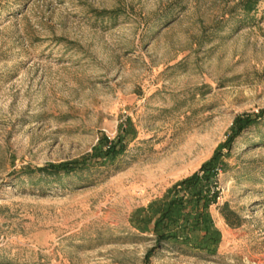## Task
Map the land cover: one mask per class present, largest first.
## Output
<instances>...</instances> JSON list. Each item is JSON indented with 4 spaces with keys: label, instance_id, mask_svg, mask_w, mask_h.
<instances>
[{
    "label": "rangeland",
    "instance_id": "374dc122",
    "mask_svg": "<svg viewBox=\"0 0 264 264\" xmlns=\"http://www.w3.org/2000/svg\"><path fill=\"white\" fill-rule=\"evenodd\" d=\"M238 1L0 0V264H144L152 224L134 212L264 109V0ZM120 126L113 164L38 172ZM218 190L216 253L148 264H264V125L235 140Z\"/></svg>",
    "mask_w": 264,
    "mask_h": 264
},
{
    "label": "trees",
    "instance_id": "16d2710c",
    "mask_svg": "<svg viewBox=\"0 0 264 264\" xmlns=\"http://www.w3.org/2000/svg\"><path fill=\"white\" fill-rule=\"evenodd\" d=\"M263 0H239L237 6L245 14L255 12ZM264 125V109L255 114H242L234 118L226 138L214 150L212 156L190 176L173 184L161 199L151 202L145 209L137 210L131 222L140 233L149 230L154 245L144 257V264L164 247L176 252L215 254L220 234L210 216V208L218 201V176L224 160L230 156L235 140L243 132ZM115 139L101 137L91 153L82 158L49 165L38 170L45 177H59L89 170L92 164L110 165L125 149L122 126Z\"/></svg>",
    "mask_w": 264,
    "mask_h": 264
}]
</instances>
